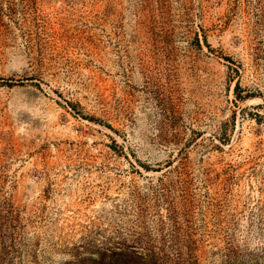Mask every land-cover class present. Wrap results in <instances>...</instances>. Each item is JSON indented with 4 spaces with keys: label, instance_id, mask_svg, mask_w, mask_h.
<instances>
[{
    "label": "rangeland",
    "instance_id": "rangeland-1",
    "mask_svg": "<svg viewBox=\"0 0 264 264\" xmlns=\"http://www.w3.org/2000/svg\"><path fill=\"white\" fill-rule=\"evenodd\" d=\"M0 264H264V0H0Z\"/></svg>",
    "mask_w": 264,
    "mask_h": 264
}]
</instances>
